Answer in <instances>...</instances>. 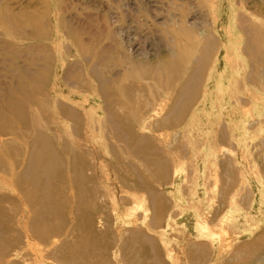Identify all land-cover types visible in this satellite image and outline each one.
<instances>
[{
    "label": "rangeland",
    "instance_id": "374dc122",
    "mask_svg": "<svg viewBox=\"0 0 264 264\" xmlns=\"http://www.w3.org/2000/svg\"><path fill=\"white\" fill-rule=\"evenodd\" d=\"M0 264H264V0H0Z\"/></svg>",
    "mask_w": 264,
    "mask_h": 264
},
{
    "label": "bare ground",
    "instance_id": "6f19581e",
    "mask_svg": "<svg viewBox=\"0 0 264 264\" xmlns=\"http://www.w3.org/2000/svg\"><path fill=\"white\" fill-rule=\"evenodd\" d=\"M54 165V164H53ZM50 171V169H49V167L46 169V167H43V170H42V172L46 175V173L47 172H49ZM50 175V174H49Z\"/></svg>",
    "mask_w": 264,
    "mask_h": 264
}]
</instances>
